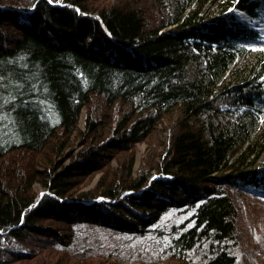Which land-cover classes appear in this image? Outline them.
I'll list each match as a JSON object with an SVG mask.
<instances>
[{
    "label": "trees",
    "instance_id": "1",
    "mask_svg": "<svg viewBox=\"0 0 264 264\" xmlns=\"http://www.w3.org/2000/svg\"><path fill=\"white\" fill-rule=\"evenodd\" d=\"M231 9L264 18V0H0V264H239L264 36Z\"/></svg>",
    "mask_w": 264,
    "mask_h": 264
},
{
    "label": "rangeland",
    "instance_id": "2",
    "mask_svg": "<svg viewBox=\"0 0 264 264\" xmlns=\"http://www.w3.org/2000/svg\"><path fill=\"white\" fill-rule=\"evenodd\" d=\"M231 11L237 16L239 15L238 17L240 19L264 36V18H241L240 15L243 14L241 13L242 11L240 12L236 9H231ZM261 42L264 43V40ZM262 81L264 83V77ZM80 127H83L82 122H80ZM145 148V143L139 144L135 148L136 168L139 166L140 157ZM77 150L78 149H76V151ZM67 162L68 161H66V163ZM213 177L219 178V175H214ZM97 179L98 176H95L90 186H93ZM231 197L237 207L236 241H239V243L236 246L235 254L237 255L238 263L264 264V198L238 194L234 191H232Z\"/></svg>",
    "mask_w": 264,
    "mask_h": 264
},
{
    "label": "water",
    "instance_id": "3",
    "mask_svg": "<svg viewBox=\"0 0 264 264\" xmlns=\"http://www.w3.org/2000/svg\"><path fill=\"white\" fill-rule=\"evenodd\" d=\"M111 46L117 48L118 50H125V48L114 42H111Z\"/></svg>",
    "mask_w": 264,
    "mask_h": 264
},
{
    "label": "bare ground",
    "instance_id": "4",
    "mask_svg": "<svg viewBox=\"0 0 264 264\" xmlns=\"http://www.w3.org/2000/svg\"><path fill=\"white\" fill-rule=\"evenodd\" d=\"M241 12V11H240ZM241 13H243V12H241ZM239 16V15H238ZM240 17L241 18H243V17H247V15H245L244 13L242 14V15H240ZM108 41H109V39H108Z\"/></svg>",
    "mask_w": 264,
    "mask_h": 264
}]
</instances>
